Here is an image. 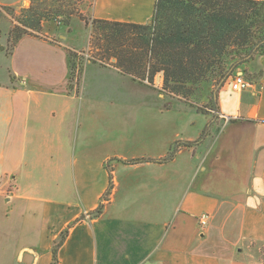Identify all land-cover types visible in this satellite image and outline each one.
Instances as JSON below:
<instances>
[{
	"label": "crops",
	"instance_id": "obj_1",
	"mask_svg": "<svg viewBox=\"0 0 264 264\" xmlns=\"http://www.w3.org/2000/svg\"><path fill=\"white\" fill-rule=\"evenodd\" d=\"M155 1L96 0L94 16L144 24ZM35 38L25 36L12 54L16 80L0 83V183L3 176L15 178L19 194L10 201V215L31 218L48 239L42 250L37 242L17 254L34 250L32 264H41L42 253L49 252L52 264L54 241L71 225L60 264H264L253 252L254 243H264V56L238 66L215 89L216 105L185 100L190 105L184 109L203 115L201 121L171 119L161 92L163 73L153 84L141 83L113 66L105 83L98 78L105 68L88 62L71 84L66 49L61 54L62 44ZM32 42L48 51L33 50ZM88 67L95 68L91 75ZM261 70L249 79L250 88L232 89L237 74ZM133 87L150 99L125 96ZM51 98L60 100L61 109ZM103 115H109V126L103 127ZM205 131L200 144L182 146L170 162L158 161L176 141H196ZM119 141L126 151L115 147ZM135 146L143 150L136 154ZM44 157L53 168L39 178L36 168ZM139 158L148 160L128 162ZM41 188L48 189L46 196ZM203 213L210 216L205 228L199 223ZM228 220L238 229L227 227ZM217 233L221 240L213 251Z\"/></svg>",
	"mask_w": 264,
	"mask_h": 264
},
{
	"label": "trees",
	"instance_id": "obj_2",
	"mask_svg": "<svg viewBox=\"0 0 264 264\" xmlns=\"http://www.w3.org/2000/svg\"><path fill=\"white\" fill-rule=\"evenodd\" d=\"M95 1L90 4L94 6ZM75 4V0H31L20 14L11 11L15 25L8 40L12 49L25 36L39 37L45 20L69 26L72 18L78 16L91 23L98 56L90 60H115V67L141 83L153 84L155 76L163 73V89L185 99H190L202 84H212L214 105L215 89L223 86L238 66L264 56V0H156L152 18L144 24L97 17L87 19ZM67 51L72 79L77 55L70 49ZM262 74L263 70L258 74L245 72L250 80ZM205 136L206 131L196 141H176L158 161H172L182 146L198 145ZM102 209L100 205L97 214ZM70 227L54 241L52 264H60L59 250Z\"/></svg>",
	"mask_w": 264,
	"mask_h": 264
},
{
	"label": "rangeland",
	"instance_id": "obj_3",
	"mask_svg": "<svg viewBox=\"0 0 264 264\" xmlns=\"http://www.w3.org/2000/svg\"><path fill=\"white\" fill-rule=\"evenodd\" d=\"M92 0H75V7L80 12L85 15L87 19L93 18L94 16V6H92L90 3ZM31 3V0H0V83H6L8 79H11L12 81H15L16 78L13 77L12 73V54L15 49H12L11 43L9 42V32L14 27L15 22L14 18L9 14L11 11H14L15 14H20L22 9L25 7H28ZM8 7V8H4ZM39 40H45L49 43H56L58 45L63 46L62 49H59L58 51L62 54H65L64 51L66 49H70L71 53L73 52L74 55H77L76 59V66H75V74L74 77L71 79V75L69 74L70 83H78L79 77L82 73V70L86 63L93 62L96 63L99 67L105 68L102 71V73H98L100 75V82L109 83L111 82V70L108 67H113V62L115 60H112L110 62H102L100 60H90L92 56H98V52L96 50V46L94 45V42L92 41V35H91V23L86 22L85 20L80 19L78 16H75L71 20V24L69 26H59L57 25V22L54 20H45L43 25L42 34L39 35V37L35 38ZM30 42H25L22 47L20 53L22 51L24 52L27 48V45ZM30 46H33V50L38 51H48L46 45L39 43V42H32ZM44 53V52H42ZM47 53V52H46ZM68 53V51H67ZM69 55V54H68ZM21 57V56H17ZM71 64V63H70ZM71 66V65H70ZM19 68L25 69V63L21 60L19 61ZM70 71H71V67ZM97 68V67H96ZM99 69V68H97ZM88 75L92 74V71L95 70L93 67H88ZM86 70V71H88ZM110 73V74H109ZM114 79V76H113ZM116 79V78H115ZM114 79V80H115ZM129 79V78H128ZM116 83V81H114ZM125 85L131 86L130 83H126ZM204 85H210L209 87ZM207 87V88H205ZM162 93L165 94V101L167 102V118H180V117H186V116H198L197 120L201 121L203 119V115L199 114L196 115L195 112L191 114V111L184 109V105L188 104L186 101H196L198 103H201L202 106L206 107L211 106V98H213V90L211 88V84H202L199 86V88L196 90L195 94L190 99H185L180 96H176L168 92L167 90L162 89ZM125 96H129L130 98L134 99H150L147 95L146 91L137 90V88H131L128 93L126 91L124 92ZM123 96V95H121ZM47 98V97H46ZM152 98V97H151ZM163 100V98H161ZM54 106L55 109H61V105H59L60 100L58 98H51L49 100ZM190 105V104H188ZM197 107V105H196ZM199 111H203L204 109L200 106L197 107ZM108 107H102V110L105 111L109 110ZM60 114L58 113L57 116ZM118 113L116 112V109H114V120L117 117ZM116 116V117H115ZM171 118V119H172ZM103 127L109 126V115L104 116L103 115ZM105 119H108L105 121ZM117 121V120H116ZM118 127H121V124H118ZM104 129V128H103ZM101 130V128L99 129ZM173 136V135H172ZM169 142V139H168ZM118 150L124 152L128 148L126 144L123 141H119L118 144L115 146ZM136 152L142 151V146H135L133 148ZM129 152L130 149H129ZM132 154V153H130ZM137 154V153H136ZM47 157L41 158L40 165L36 168L37 175L39 178H44L45 176H48L50 171L53 168V165L48 163ZM44 175V176H43ZM48 189L41 188L40 189V196H46ZM19 194V190L17 188L15 178L12 175H8L7 177H2L1 183H0V264H26L23 260V257L25 253L29 252L33 255L38 254L34 250H23L20 251L18 254L17 252L19 249L26 245H32L39 242L38 246L42 250L48 242L47 234L42 232V229L37 228L34 226H31L33 220L30 218V222L27 220L22 219L21 213H12L10 215V212L12 208L14 207L13 204H10V201L16 199V195ZM4 204L6 205V209L4 207ZM4 209L5 213L4 214ZM22 211V210H21ZM226 226L231 228H237V224L234 222V220H228L226 221ZM217 233L216 236H212V249H216L218 246L217 243L221 240V238ZM230 238V237H229ZM253 252L256 250L258 255L263 258L264 260V243H258L253 245ZM42 263L41 264H50L48 259L49 252L42 253Z\"/></svg>",
	"mask_w": 264,
	"mask_h": 264
},
{
	"label": "built area",
	"instance_id": "obj_4",
	"mask_svg": "<svg viewBox=\"0 0 264 264\" xmlns=\"http://www.w3.org/2000/svg\"><path fill=\"white\" fill-rule=\"evenodd\" d=\"M252 86V82L247 78L244 72L237 74L232 81V89L235 91H244ZM209 214L203 213L199 216V223L202 228L207 227L209 223Z\"/></svg>",
	"mask_w": 264,
	"mask_h": 264
},
{
	"label": "water",
	"instance_id": "obj_5",
	"mask_svg": "<svg viewBox=\"0 0 264 264\" xmlns=\"http://www.w3.org/2000/svg\"><path fill=\"white\" fill-rule=\"evenodd\" d=\"M23 260L26 264H32L34 260V255L31 253H25Z\"/></svg>",
	"mask_w": 264,
	"mask_h": 264
}]
</instances>
